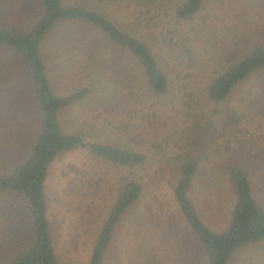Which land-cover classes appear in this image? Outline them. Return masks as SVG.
<instances>
[{"label": "rangeland", "instance_id": "1", "mask_svg": "<svg viewBox=\"0 0 264 264\" xmlns=\"http://www.w3.org/2000/svg\"><path fill=\"white\" fill-rule=\"evenodd\" d=\"M166 7V14L161 11L150 15L157 17L154 31H165L166 28V39L170 38L166 43L175 41L176 45H181L178 38L190 31L185 23L171 17L167 3ZM39 12L38 0H0V28L24 33L33 25ZM231 14L230 0H205L198 17L205 19L204 25L199 19V28L191 24L198 33L190 35L193 60L188 69L193 73L191 79L181 77L185 74L183 67L179 71V80L185 85L183 89L181 85L175 89L171 84L166 95L155 97L149 96L142 87L143 105L151 103L150 109L154 111L144 110V118L140 120L137 114L135 122L131 120L130 130L124 129L118 116L111 117L99 111V103L90 97L58 113L56 120L63 133L79 134L85 141L121 143L153 153L148 154L147 165L139 169L114 167L83 149L65 153L52 163L44 183L45 214L59 264H87L92 242L113 203L118 179L128 171L139 177L141 194L114 227L99 264H206L201 245L178 212L169 183L173 181L171 171L177 163L173 156L192 151L191 132H197L196 135L199 134L197 129L202 132L208 116L212 121H221L213 126L211 134L215 138L209 146L205 145L208 147L205 155L200 152L197 156L202 162L197 168L198 175L192 180L190 196L199 219L215 231L225 226L232 196L226 179L217 174L224 171V160H229L235 153L236 157L249 154L247 170L253 195L264 207V192L260 191V180L264 175L263 120L258 123L249 115L250 111L245 113L237 108L244 119L236 127L223 124L224 114L214 115V105L203 93L208 71L199 72L194 65L201 63L200 66L215 67L235 48L243 46L246 32L234 25L237 20L232 19ZM65 31L74 32H69L67 39L63 34ZM77 45H82V49ZM104 48L101 38L79 23H57L51 28L41 44L40 54L53 93L60 96L76 91L84 84L85 72L89 69L95 72L96 68L102 67L100 72L109 73L102 62L104 55L98 54V50ZM0 79L5 83V88H0V173H5L24 157L40 117L34 107L26 62L1 45ZM234 100V96L229 100L230 108H236ZM226 107L219 105L218 109ZM131 108L138 112L136 107ZM153 113L157 115L153 116ZM199 113L203 115L193 118ZM192 123L196 125L192 127ZM187 135L188 141L178 148ZM154 145L159 151L154 150ZM161 149L165 152L162 155ZM155 171H163L164 175L161 177V173ZM251 263L264 264V241L239 247L228 262Z\"/></svg>", "mask_w": 264, "mask_h": 264}, {"label": "trees", "instance_id": "2", "mask_svg": "<svg viewBox=\"0 0 264 264\" xmlns=\"http://www.w3.org/2000/svg\"><path fill=\"white\" fill-rule=\"evenodd\" d=\"M38 3L39 15L26 32L14 33L0 28V45L21 56L28 66L32 99L40 117L24 157L7 172L0 173V264H59L51 244L44 197L48 169L56 159L83 149L93 157L123 169H139L149 161L148 154L152 152L145 149H133L121 143L85 141L79 134L63 133L56 120L58 113L90 97L99 103V111L111 117L118 116L124 129L130 130L131 120L135 122L137 114L138 120L144 118L142 112L151 108V103L143 105L142 87L149 96L155 97L166 95L171 84L175 89L177 85L183 89L185 85L179 80V71L183 67L185 74L181 77L191 79L193 73L188 69L193 60L190 35L198 34L194 28L200 27L199 22L202 25L205 22L198 18L205 0H38ZM166 3L171 17L185 23L190 31L178 38L181 45H176L175 41L166 43V40L170 41L169 37L166 39V28L165 31H154L157 17L150 15L166 11ZM230 5V17L237 20L234 25L247 35L243 46L235 48L215 67L200 66L201 63L194 65L199 72L208 71L203 93L214 105L212 113L216 116L224 114L223 124L236 127L244 119L237 108L245 113L250 111L251 117L254 116L258 123L263 120L264 124V0H230ZM57 23H79L100 37L105 48L98 50V54L104 55L102 62L109 71L107 74L100 72L103 70L100 67L95 72L90 69L85 72L80 65L85 72L84 84L76 91L60 96L53 93L47 82L40 54L43 40ZM69 32L74 31L63 33L67 39ZM77 46L82 49V45ZM0 88H5L2 81ZM233 96L236 108L228 106ZM219 105L227 107L219 110ZM131 107H136L138 112ZM152 111L154 109L147 112ZM201 115L203 113L194 114L193 118ZM219 120L217 123L208 116L202 132L198 129V135L191 132L189 142L193 149L173 156L177 163L171 171L173 181L169 183L178 212L201 245L206 264H228L239 247L264 241V207L253 195L247 170L249 154L236 157L235 153L229 160H224V171L217 174L226 179L232 196L226 224L220 231L201 222L191 200V183L202 162L197 156L200 152L205 155L207 146L215 138L211 134L213 126L220 124ZM104 121L107 125L106 118ZM182 141L178 148L185 145L188 135ZM154 147L159 151L157 145ZM159 153L165 152L161 149ZM155 172H160L161 177L164 175L163 171ZM137 178L132 171L119 177L113 203L92 242L87 264L100 263L114 227L141 194ZM260 182V191L264 192L263 174Z\"/></svg>", "mask_w": 264, "mask_h": 264}]
</instances>
